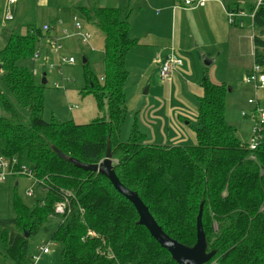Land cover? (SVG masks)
<instances>
[{
	"label": "trees",
	"instance_id": "16d2710c",
	"mask_svg": "<svg viewBox=\"0 0 264 264\" xmlns=\"http://www.w3.org/2000/svg\"><path fill=\"white\" fill-rule=\"evenodd\" d=\"M76 9L103 33L101 74L92 69L87 55L82 66L85 92L101 105L107 102L104 116L84 124L43 118L46 83L19 64L39 49L41 28L30 26L25 35L11 33L0 50L2 84L16 104L30 112L24 122L0 90V109L8 114L0 116V153L29 166L35 183L46 191L45 200L34 206L12 194L11 215L0 220L4 256L13 264H33L27 238L40 228L47 230L54 206L68 193L70 211L59 216L50 236L61 247V264H177L138 223L132 203L105 176L59 157L63 153L96 164L109 148L118 180L137 193L171 238L188 246L195 243L202 204L207 251H215L205 264H264V124L257 147L249 149L226 122L227 85L205 75L194 144L149 143L137 125L128 140L121 141L126 56L137 41L128 36L129 24L120 19L117 7L89 1ZM254 26L263 34L264 4L254 14ZM252 42L253 59L264 71V40L257 35Z\"/></svg>",
	"mask_w": 264,
	"mask_h": 264
},
{
	"label": "rangeland",
	"instance_id": "374dc122",
	"mask_svg": "<svg viewBox=\"0 0 264 264\" xmlns=\"http://www.w3.org/2000/svg\"><path fill=\"white\" fill-rule=\"evenodd\" d=\"M89 1H96L98 5L117 7L120 19L127 20L129 24L128 36L137 41V44L129 49L126 56L128 76L124 84L125 103L123 122L119 131L120 140L127 141L136 125L147 138L152 139L155 130L162 129L161 125H155L158 121L153 119V110L154 108H161V111L156 114L160 116V123L165 120V133L169 131L171 134L182 132L188 138L184 144H194L196 142L195 129L199 126L197 120L198 99L193 93H188V91L183 93L184 88H182L181 80L177 81L180 87L179 93L175 91V84L168 93L164 86L165 83L159 77L157 68L152 67L148 72H142L139 68L141 63L144 64L151 60L154 53L153 47L157 43L165 42L170 49L171 42L168 41V38L172 33V28L167 25H156L157 17L163 13L169 15V12H163L161 6L163 0H16V3L9 7V12L12 11L15 17L13 20L7 21L4 20L6 0H0V37L1 34L5 37V31H8L9 35L11 33L25 35L28 27L41 28L42 25L46 24L50 27V33L60 40L61 55L74 59L72 64L64 63L60 66L57 55L50 51L47 42L43 40L40 42L39 57L34 64L30 58L19 62V64L29 67L30 70L36 68L38 79L45 72L43 118L47 121L51 119L60 122L71 120L74 123L84 124L102 117L106 113L107 102L103 100V105H101L92 93L84 90L83 56H88L89 64L97 74H101L103 66V33L92 23L86 22L76 9L78 5L89 4ZM175 1L178 2V0ZM216 2L219 3L220 9H223L224 18L218 7H210L213 18L208 29H206L207 34L204 36L208 46H210L209 53H199V50L194 48L195 51L186 56L185 65L187 68L184 70L193 71L194 77L199 74L198 76L202 80L204 76L201 74V69L204 68L206 70L205 75L209 80L217 79L215 82L227 85L226 122L234 126L238 138L247 143L252 135L255 122L252 117L255 104L256 102H264V87L257 88L253 83H247L245 79L251 73L253 66L252 36L259 35L264 40V32L261 34L258 27L252 26L249 18H244L243 26L229 24L227 10L235 2L232 0H216ZM195 7L198 6L186 8ZM157 10L160 11L159 14L156 13ZM178 15L177 21L183 26L181 30L183 34L181 35L178 31L179 25L176 22L174 40L176 44L182 42L184 46H193L191 34L189 33V37H187L186 14L179 11ZM75 22H79L82 28L90 33L91 38L87 43H82L77 34ZM236 31L240 35H245V39L238 38L239 34L237 36ZM156 32L159 36L155 38L153 34ZM201 55L213 58L214 61L206 66L202 62ZM57 69H61L62 74L57 72ZM181 79L184 84L186 78L181 77ZM55 83H58V87L55 86ZM146 89H148V93L144 92ZM0 90L12 100L17 115L24 122H28L30 120L28 108L16 104L9 91L2 84L1 77ZM170 97L171 102L168 101ZM177 98L182 101L183 105L178 103ZM249 99L253 101V104L248 103ZM243 113L246 115L244 116ZM1 115L8 114L5 110L0 109ZM179 116L186 117V120L179 121ZM186 121L187 124H185ZM156 140L157 143L162 139L157 138ZM28 191H31L30 195L27 194ZM14 192L27 206L42 203L46 194V191L39 184L25 176L19 175L14 179L7 178L0 182V220L10 217V198ZM59 220L58 215H52L45 223V226H48L47 230L40 228L27 238V253L34 258L39 255L40 248L49 242V253L41 254L33 264H61V247L50 240L51 232ZM11 228L15 230L14 226ZM0 264H13L10 259L4 256L1 241Z\"/></svg>",
	"mask_w": 264,
	"mask_h": 264
},
{
	"label": "crops",
	"instance_id": "0c3cea01",
	"mask_svg": "<svg viewBox=\"0 0 264 264\" xmlns=\"http://www.w3.org/2000/svg\"><path fill=\"white\" fill-rule=\"evenodd\" d=\"M219 2V1H218ZM177 3V4H176ZM220 5L222 6L221 2H219ZM219 3L216 2V0H208L204 3V5L202 6H198L195 8H186V7H181V5H178L179 3L176 2L175 0H163L161 2V6L163 8V12H169V15L163 13L161 16L157 17L156 20V25L157 26H164L167 25L168 27L172 28V33L170 35V37L168 38V41L171 42V46L169 49V46L166 45V43H157L156 45H154V50H153V54L151 56V60H149V62L146 61V63H141L139 65L140 71L142 72H148V70L152 67L157 68L158 72H159V67H160V63L162 61L165 60V58L170 55V54H175L177 55L181 60L182 63L173 68L172 72L170 74V78H161L160 74L159 77L163 80V82L166 84H164V86L166 87L168 93L171 89V87L175 84L176 85V92L179 93L180 91V87L177 83L178 80H181V85L182 88H184L183 93H185L186 91H188V93H193L195 95V97L198 99L201 94H202V88H201V81L200 80V76H196L194 77L193 75V71L190 70H184L186 69V65L185 63L187 62V57L188 55H190V53L194 52L195 49L197 48L199 50V53H209L208 51L210 50V46H208L207 44V39H205V35L207 34V30L209 27V24L211 23V20L213 18V13L211 12L210 7L214 6V7H219ZM223 7V6H222ZM185 12V19L187 21V25H186V30H187V37L188 34L190 33L192 38H193V46H187V45H183L182 42H180L179 44H176L174 38H175V23L178 22L177 19L179 18L178 12ZM221 11V15L224 18V11L223 9H220ZM12 13V11H11ZM157 14L160 13L159 10H157L156 12ZM13 15V19H14V13H12ZM12 19V20H13ZM5 21H7L6 19H4ZM179 25V32L182 33V28L183 26L180 25V23L178 22ZM159 30V29H157ZM237 32V31H236ZM5 37H3L4 35L1 34L0 37V50L4 47L9 33L8 31H5ZM238 32H237V36H238ZM156 37H158L159 35L156 33L153 34ZM184 38V37H183ZM238 38L240 39H245V35H240L238 36ZM182 40V39H181ZM150 46H153V44H150ZM197 50V52H198ZM198 53V54H199ZM188 54V55H187ZM202 56V55H201ZM254 58V57H253ZM127 59V58H126ZM254 61V59H253ZM181 69H183L181 71ZM198 71H199V67H198ZM205 69H201V74L203 76H205ZM181 77H185L186 80L184 81V84L182 83V79ZM194 77V78H193ZM198 77V78H197ZM203 79V78H202ZM215 79V77H214ZM217 81V79H215L212 82ZM218 83V82H215ZM220 83V82H219ZM150 90V88H148ZM148 89H146V92L148 93ZM172 95V93H170ZM177 100H179L178 103H180L181 105H183L182 101L177 98ZM171 102V97L169 98V100ZM198 101V100H197ZM161 111V108H154L153 110V119H155L156 121H160V116H158L156 113H159ZM186 117H181L179 116L178 119L180 120H186ZM156 122L155 125H161V130L157 129L155 130V133H153V138H147L145 141L149 142V143H156V139L160 138L162 139L160 142H157L156 144H165V145H179V144H184L186 143L185 141L188 139L186 135H184V133H173L171 134V132H167L165 133V120H162V123H158ZM185 124H187V121L185 122ZM156 134V135H155ZM15 184H17V181H15ZM49 253V252H48ZM46 253V254H48Z\"/></svg>",
	"mask_w": 264,
	"mask_h": 264
},
{
	"label": "built area",
	"instance_id": "2783aa9c",
	"mask_svg": "<svg viewBox=\"0 0 264 264\" xmlns=\"http://www.w3.org/2000/svg\"><path fill=\"white\" fill-rule=\"evenodd\" d=\"M206 1L208 0H178L179 5L184 7L202 6ZM232 1H234L235 4L227 10V17L229 24L243 26L244 18H249L251 21V25L254 26V14L258 9V7L264 4V0H232ZM15 3L16 0H6V7H5L6 12L4 15V18L6 20L13 19L12 13L9 12V7L14 5ZM249 6H251V9L248 8ZM75 28L77 29V34L81 38L82 43H87L91 38L90 33L84 30L79 22H75ZM41 31L44 37L40 40V42H42L43 40L47 42L50 51L57 55L60 66L63 65L64 63L72 64L74 62V59L72 57H66L61 55L62 45L60 43V40L56 36L50 33V27L44 24L41 27ZM253 37L254 36H252V39ZM39 49H36L32 57L30 58L33 64L35 63L37 57H39V53H40ZM180 64H181V59L177 55L175 54L168 55L165 58V60L160 63V67H159L160 77L167 79L170 78L169 76L172 72V69L179 66ZM31 72L33 75L38 74V70L36 68H33ZM57 72H60L62 74L61 69H57ZM245 81L247 83H253L257 88L264 87L263 67L260 66L255 61H253L251 73L249 74V76L246 77ZM55 86L58 87V83H55ZM248 103L253 104V101L249 99ZM243 115L245 116L246 114L243 113ZM252 117L255 119V122L252 128V135L247 142L249 149H255L260 139L261 131L264 124V102L263 103L256 102ZM250 158L254 159L253 156H251ZM19 175L25 176L35 181L34 173L31 171L29 166L25 164H17V161L15 159H8L7 157H5L0 153V182L5 181L9 177L14 179ZM27 194L30 195L31 191H28ZM67 194L68 193H66V197H64L62 201L58 202L54 206L53 215L63 216L69 213L70 207L68 204ZM88 233L93 234L92 232H88ZM48 243L49 242H46L45 245H43V247L40 248L39 255L36 258H34V262L38 260L41 254H46L49 252Z\"/></svg>",
	"mask_w": 264,
	"mask_h": 264
},
{
	"label": "water",
	"instance_id": "95a60500",
	"mask_svg": "<svg viewBox=\"0 0 264 264\" xmlns=\"http://www.w3.org/2000/svg\"><path fill=\"white\" fill-rule=\"evenodd\" d=\"M201 59L206 66L214 61L213 58H209L206 55H202ZM82 62H85L84 58H82ZM41 83H46L45 72L42 73ZM144 92H146V90ZM59 157L73 163L78 168L86 171L98 172L105 176L110 181L113 188L132 203L139 217L138 223L146 227L150 235L170 254L171 258L177 264H205L215 254L214 250L207 251V241L201 223L202 204H200L196 217V241L193 245L188 246L168 236L154 220L147 206L143 203L137 193L125 187L118 180L113 169L109 148L106 150V156L104 159L96 164L78 161L77 159L68 157L63 153H59ZM24 235L25 237H28L29 231H25Z\"/></svg>",
	"mask_w": 264,
	"mask_h": 264
}]
</instances>
